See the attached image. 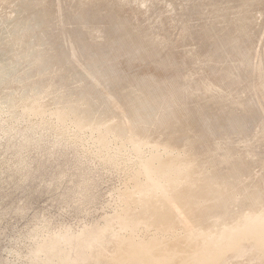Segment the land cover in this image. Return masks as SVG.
Here are the masks:
<instances>
[{
	"label": "bare ground",
	"instance_id": "6f19581e",
	"mask_svg": "<svg viewBox=\"0 0 264 264\" xmlns=\"http://www.w3.org/2000/svg\"><path fill=\"white\" fill-rule=\"evenodd\" d=\"M13 1L14 0H0V5H2L1 7H5L10 5ZM21 1H19L20 4ZM42 1L29 0L28 3L25 1L27 5L24 6L27 8H38L39 6H43L42 10H45L46 5ZM182 1L184 2V0ZM237 1L241 4V7L243 6L248 9L242 12V14L240 13L241 17L239 19L242 24L237 26L235 30L236 32L238 31V34L235 37L231 34L233 39L227 37L231 30L230 32L228 31L229 33L227 32V36L220 35L216 32L213 34L215 42H212L213 47L210 46V48H214L215 51L212 54V57L210 56L208 60L214 61V63L220 61L221 66L219 63L218 67L216 64L211 65L208 63L210 64L209 68L211 72L208 70L210 74L207 72L209 74V77H207L208 74L205 71L206 74L204 73V75H206V77L203 81H194V71L192 70L193 73L189 72V75L187 73L189 70H187L186 73L188 75L186 76L185 74L184 76L178 74L179 76L175 77H157L153 74H144L142 77L135 80L132 86H125L121 83V80L113 73L114 66L110 64V59L106 60L105 57L108 56L114 60V57L121 54L120 47L122 45H125L128 49L132 50V53L140 55L139 59L145 66L152 64L155 68H173L174 70L176 69L174 66H178V61L173 53V43H171L169 39L164 42V47L162 45L161 47L159 44H157V46L156 44L152 45L151 42L150 46L147 47L148 45H146V42L144 41L145 38L143 37V39L140 37L141 34L144 36L146 33L143 30L144 27L142 28L141 25L135 29L131 19L127 17L122 19L119 18V20L110 19L112 22L111 27L109 29L100 28L99 30L102 33L100 35H103H99V37H106L109 42V44L107 43L108 45H117L116 48L113 46V54L111 52L109 56L108 48L106 50V47L104 48L106 45L99 43L100 40H98L99 42L97 40L92 42H81L80 39L82 37L80 38L76 35V39L73 40L70 50L67 52L69 53V56L66 57L68 59H66V62L64 63L58 59L63 56H60L62 53L59 49L60 46H57L58 44L52 41L48 36V30L52 26L47 24L49 21L46 20L47 16L45 14L40 21L37 19L39 23L34 25V27L40 30V32L38 31L39 33L37 31L36 34L25 33L28 31V27L31 26L29 23L33 25L32 21H28L29 23L27 24L19 23L15 28L11 27V29L14 28V34L19 33L14 35L15 37H18V41L20 39L19 42H23L24 44L25 39L29 37L27 35H30L33 40L35 39V43L34 45H29L32 41H30L29 44L25 41L26 43L23 45L26 46L25 50L16 53H9V51H6L7 47H10V45L8 42L6 45L4 44L5 46L9 45L6 47L5 51H3V55L11 60V67L21 65V71L18 74L17 71L15 72L16 74L13 72L15 75H12L11 72L16 69L12 67L14 70H11L10 72L4 65H1L0 62V74L3 73V75H5L4 71L7 70V76L5 75L6 77H3L1 75L0 77V89L4 86V88L1 89V91L3 90L4 92H0V103L8 105L7 111L10 115L13 114V117L16 116V119L18 120L36 116L41 117L46 123L54 122L59 126L62 132L72 133L81 142L95 141L100 147L101 152L106 154L110 153L112 143L118 136L115 134L117 130L112 128V130L106 134H97L95 133V129L97 126L103 125L105 121H109V118H118V121L116 122L119 124H115L113 127H119L120 131L125 130V132L129 134L130 139V146L120 150V156L109 157L108 161L110 163L124 161L130 166L131 169L128 170V175L131 182L134 183V189L120 193L117 208L112 215L105 219L104 224H102L103 226L91 228L75 238V240L74 238H65L63 236H56L45 240L38 251V255L40 253L45 254V262L60 259L63 264H218L225 258L226 252L230 250H236L235 258L238 260L251 258L252 254L243 251L245 249L240 246L244 240H253L257 243L258 247L264 248V187H261L264 185V176L262 174H259V177L254 175L252 168L254 165H264V153L262 154V157L260 153L262 151L261 149L259 153L256 152L253 147L254 142H251L252 138L248 137L250 126L249 121L254 118L251 119L250 117L254 113H257L256 115L258 117L260 116V123H262V126L260 123L258 124L261 126L260 139L264 142V50L263 52L260 50L262 53L259 52L256 56L254 53L252 55V52L246 53L248 48L246 51V48L243 50V42L247 41V38H249L246 29L253 25L252 23L257 19L254 16V11H250L249 9L254 8L256 11L264 4V2L262 3V0ZM133 2L135 4V0ZM90 4L91 1H81L79 4V19H85V21L83 20L85 24L90 21L87 20L88 18L93 19L92 21H94L95 15L93 13L99 11V9H90L93 13H91L90 10L86 11L85 6H90ZM95 5L99 4L97 3ZM117 5L119 4L117 3ZM194 5L195 4H193V6ZM127 6H129V4ZM138 6L140 7V5ZM52 7L55 8L54 12L59 18L58 20H60L62 18L61 12L63 11L57 0L56 5H53ZM179 7L181 8L180 4ZM140 8H142V5ZM171 8L169 9L171 10ZM235 8L237 10V6ZM10 9L9 12L14 10L12 9L10 11ZM16 9L15 11L18 10ZM196 9H198V7ZM170 10L168 11L170 12ZM221 10L224 11L223 8ZM15 11H13V13ZM145 11L147 12L146 9ZM20 12L22 13L23 11ZM65 12H68L67 9ZM186 12H183L184 16H186ZM198 12H200V10ZM39 13L41 12L39 11ZM170 13L172 14V12ZM71 14L73 15V13ZM173 14L175 15V13ZM8 15H10V13ZM18 15L19 14L17 13V16ZM108 15L109 13L107 16ZM113 15L111 16L113 17ZM121 15L123 14L121 13ZM201 15L203 16V14ZM233 15L235 14L233 13ZM1 16L0 19L3 17ZM28 16L29 19H34L30 15ZM190 16H192V14ZM226 16H228V14ZM10 17L12 21V16ZM38 17L40 18L41 16ZM77 17L78 16H76V18ZM178 17L180 18V16ZM261 18L262 17H260V19ZM3 19L6 21L7 18L5 19L4 17ZM15 19L16 18L13 20ZM71 19L72 18H70V20ZM260 19L259 21H261ZM8 20L7 22H9ZM49 20L51 21V18ZM78 20L76 22L77 24H79ZM146 20L145 23H147ZM184 20L180 21L184 22ZM72 21H74V19H72L71 22ZM171 21H169V23ZM233 21H235V19ZM24 22H26V20ZM61 22H63V19ZM56 23L58 24V22ZM150 23L152 24V22ZM180 23L178 22L177 26L181 25ZM190 23L191 22L189 21L188 25ZM10 25L12 26V24ZM114 25H117L119 29L114 30ZM135 25H137V23ZM210 25L212 26V24ZM4 26L7 27L6 25ZM62 26L64 25L62 24ZM157 26H159V24ZM171 26H173V23ZM72 27H74V25ZM151 27V30L155 28ZM163 27L164 26H162V28ZM199 28H201V26ZM110 29H113V32H110ZM33 30L35 32L34 28ZM84 30L87 29L84 28ZM154 30H156V28ZM5 31L7 30L5 29ZM57 31L56 33H58ZM148 31L149 30H147V32ZM244 31L246 32L247 38L244 35ZM69 32L72 33V31ZM79 32L78 35L80 36L84 33L83 31ZM199 32H201V30ZM202 33L200 35L203 36L204 39L205 34ZM258 33L259 32H257V34ZM51 34L52 33H50V35ZM60 34H63V32ZM60 34H58V36ZM196 35L198 36L199 34ZM58 36H56L57 39ZM149 36L150 33H148L147 37ZM158 37L159 35L157 38ZM96 38L97 37H95V39ZM207 38H209L208 35ZM243 38L245 41L242 42ZM101 39V42L104 43L103 38ZM256 39L257 38H255V40ZM15 40L13 39L14 42ZM212 40L214 41V39ZM9 41L11 42V40ZM195 41H197V39ZM65 45L66 44L62 46ZM68 45L70 46L69 43ZM158 45L160 46L159 48ZM226 47H231L232 49L229 51H233L234 53L231 54L230 52L228 54L229 51ZM252 47L250 46V49ZM15 48L16 47L14 46V50ZM113 48L111 50H113ZM188 48H186L187 51H189ZM12 49L13 47L11 50ZM63 49H65V47ZM198 51L200 50L198 49ZM254 51H256V49ZM189 53H191V51ZM205 59L206 57L203 60ZM58 60H60L61 63H59ZM226 61H228V64H225ZM187 62L189 61L187 60ZM199 62L201 61L197 60V64H199ZM188 64H185V66L187 65V68L189 66ZM234 64H237V66L239 65V67H235ZM205 65H207V63ZM69 68L71 69L70 72L72 71V68L74 69V71H72L74 72L73 75L78 79L75 86L78 87L72 86L73 82L70 83L73 75H70V72L68 71ZM8 69L10 70V68ZM181 69H183V67ZM206 69L204 67V70ZM198 70L200 69L198 68ZM29 72H31L32 75L28 76ZM198 72L199 71L195 73L199 75ZM176 73L177 72H175V74ZM243 76L251 81V85L245 87L251 89L253 98L255 96L254 100L256 103L254 102L253 105H251V102L245 103L247 102V99L249 100V96H243L245 102H242V99L240 101V97H238L239 101L234 102L236 100H231V98H229L231 96L227 97L228 94L223 95V89H232L235 92L236 90L234 86H241L240 84L245 79ZM192 78H194V80ZM233 91H230L231 94ZM243 92L241 90V93ZM211 93H216L217 98L215 95L211 96ZM241 93L239 96H241ZM237 96L238 95H236V97ZM203 97L208 98H205L207 99L205 100V102L207 101L206 103L203 101L204 99L200 101ZM258 97H260V103L257 101ZM194 100L197 102L196 106L193 105L195 103H191ZM198 101L202 103L204 102V106L199 105ZM190 103L193 105L192 107L190 106ZM225 103H228L226 105H230V108L228 107V110H221V113L224 114V118L226 114L229 119L226 118L227 120L223 124L219 123L221 122L220 112L217 114L214 113L213 115H206L208 112H211L209 107H212V109L216 107V109L219 110L218 107H224ZM51 112H54L52 113L53 115L49 114ZM249 118L251 120H249ZM255 123L253 122L252 125ZM251 127L253 126H250V129ZM216 135H223L226 141L217 144L211 143L210 139L212 136ZM96 136L99 137L95 139L94 137ZM235 138H239V143L244 144L245 149L242 153H239L237 150L240 144L237 145L236 142L239 139ZM254 146H257V144ZM262 148L264 149V147ZM194 218H197V222L193 225L197 227L196 230L192 229L191 225V221ZM204 219H206L207 222L204 221ZM179 227L185 229L187 233L179 232ZM76 240H78L77 246H79L78 250H76L78 258L75 261H70L66 254L72 248H75L73 245ZM59 244L62 245V248L57 251L56 246Z\"/></svg>",
	"mask_w": 264,
	"mask_h": 264
},
{
	"label": "rangeland",
	"instance_id": "374dc122",
	"mask_svg": "<svg viewBox=\"0 0 264 264\" xmlns=\"http://www.w3.org/2000/svg\"><path fill=\"white\" fill-rule=\"evenodd\" d=\"M19 1H21V0H17V2H16V0H14L11 3L12 5L10 4V5H7L5 7L4 6L1 7L2 5H0V16L1 15L3 16L5 14L3 17L1 16L2 18L0 19V32L3 33V34L0 33V39L2 38L1 43H0V58H1L0 62H1V65H4L6 67V69L10 72H11V70L16 69L15 71L11 72L12 75H15L16 71H17V74L21 71V69H20L21 65L12 66L14 68L13 69L10 65V63H12L11 60L8 57H6L5 55H3L4 54L3 51H5L6 47L10 45V47H7L6 51H9V53H16L18 51L25 50L26 46H23L26 43L25 41H27L28 44L30 43V41H32L31 42L32 44L30 43L29 45H34V43H35L34 42L35 39L33 40L30 35H27L29 37L26 36L27 38L25 39L24 44H23V42L22 43L19 42L20 39L18 41V37L14 36V35H17L19 33L14 34L13 29L15 28V26H18L19 23L20 24H24V23L27 24V23H29L28 21H32L33 25L29 23V25H31V26L28 27V31L29 30L30 31L29 32L27 31L25 33L36 34V31L40 32V30L37 29L36 27H34V25L39 23L40 19L42 18V16H44V14L47 16L46 20L49 21V22H47V24L52 26V27L50 26L51 28L49 27L50 29L48 30V36H49V38L52 39V41H54L58 44L57 46H60L59 49L63 53V54L62 53L60 54V56L61 55H63V56L58 58L62 61V63L66 62V59H68V58H66L69 56L68 55L69 53H67V52H69L70 47H71V43L73 42V40L76 39L75 38L76 35L79 36L80 38L82 37L80 39L81 42L82 41L92 42L94 40L95 41L100 40V42L99 41L98 42L106 45V46L103 45L104 48L106 47L105 48L106 50L108 48L109 56H110L111 52L113 54L114 48H116L117 45L116 44L108 45L109 42L107 41L106 37H99V35L102 34L101 31H99L100 28H108L109 29L111 27L112 22L110 19L119 20V18L122 19V18L127 17V18L131 19V22L134 25L135 29H136V27H139L142 25V28L144 27L143 30L146 33L144 34V36L142 34H141V36L140 35L139 36L142 38L143 37L145 38L144 41L146 42V45H148L147 47L150 46V42L152 43V45L156 44V46H157V44H159L160 46L162 45L164 47L165 45H163V44L168 39L171 41V43H173V45H172L173 46V53L176 57V60L178 61V66H174L176 68L175 69L176 71L173 68L172 69L171 68L161 69V68H157V67L155 68V66L152 64L149 65L150 67L148 65L145 66L144 63H142L139 59L140 55H136V54L132 53V50L128 49L125 45H122L120 47L121 54L117 57H114V60H112V58H110L108 56L105 57L106 60L110 59L109 60L110 64H112V66H114V68H113L114 75L117 78H119L121 80V83H123L125 86H127V85L132 86L133 82H135V80L142 77L144 74H153L157 77H159V76L160 77H164V76L165 77H170V76L175 77V76H179V75L184 76V74L186 76L189 74V72L193 73V71H194L193 74H195L194 75L195 80H194V78H192V79L194 81H199V80L203 81L206 77V75H204L205 71H206V73L208 72V70L210 71V68H209L210 64L211 65L216 64L218 67V63H219V65L221 66L220 61H218V63L217 62L214 63V61L208 60L210 58V56L212 57V54L215 51L214 48H210V46L213 47L212 42H215V37L213 36V34L216 32V33H219L220 35H226L227 36V34L231 30L230 34H228L227 37H229V39H233L232 36L235 37L238 34L237 33L238 31L237 32L235 31L237 26H240V24H242L240 19H239L241 17L242 12L248 10L243 6L241 7V4H239V1H237V0H230V1H228V0H221V1L220 0H194V1L184 0V2L182 0H135V4L133 2L134 0H107V2H106V0H99V1L98 0H95V1L94 0H76V1L75 0H65V1L64 0L63 1L57 0L58 3L60 4V7L62 8V11H63V12H61L62 18L60 20H58L59 18L57 17V15L54 12L55 8L52 7L53 5H56V0H43V1L40 0L46 5L45 10H42L43 6H41V7L39 6L38 8L32 7L33 9L27 8L24 5H27L26 3H28L29 0H25V1H27L26 3L24 0H22L24 2L21 1V4ZM79 1L80 2L81 1H84V2L91 1L92 5L90 4V6H88V5L85 6L86 11H89L90 9H95V10L99 9V11L97 13H93L90 10V12L95 15V18H94V21H92L93 19L88 18L87 20H90L89 21L90 23L87 22V20H86V22H87L86 24H88V25L85 24V22H84L85 19H79L80 18V16H79L80 11H78L80 9V7H79L80 2ZM198 1H200V2H198ZM46 2H47V4H46ZM110 2H111V5H110ZM172 2H174V3H172ZM203 2H204V4H203ZM210 2H211V4H210ZM263 2H264V0H262V3ZM61 3H62V5H61ZM97 3L99 5H95ZM117 3L119 5H117ZM120 3H122V4H120ZM170 3H171V5H170ZM181 3H183V4H181ZM188 3H190V4H188ZM192 3L195 5L193 6ZM102 4H103V7L105 6L104 8L102 7ZM128 4H129V6H127ZM179 4H180L182 9L179 7ZM199 4H201V5H199ZM75 5H77V6H75ZM138 5H140V7L142 5L143 9L140 8ZM191 5L193 6V9H192ZM233 5H235V6H233ZM71 6H73V7H71ZM118 6H120V7H118ZM202 6H204V7H202ZM236 6H237V10L235 8ZM10 7H11V9H10ZM16 7L18 10L16 9ZM171 7H173V8H171ZM184 7L187 8L188 10L185 9ZM197 7L200 10V12H198L199 10L196 9ZM213 7H214V10H213ZM169 8H171V10L172 9L173 10L171 11ZM207 8H208V10H207ZM216 8H218V9H216ZM222 8L224 9V11L221 10ZM9 9H10V11L12 9H14V10L9 12ZM15 9L17 11H15ZM66 9L68 11L67 13L65 12ZM111 9H113V10H111ZM145 9L147 10V12L145 11ZM143 10H144V12H143ZM166 10L167 11L170 10V12H172V14L175 13L176 16L174 14L172 15L169 11L167 12ZM179 10H180V12H179ZM186 10H187V12H186ZM202 10H203V12H202ZM249 10L254 11V16L257 19H255L254 23H252L253 25L249 26L246 29V31L248 32L249 38L246 37V32L244 31V35L247 38V41H245V39L243 38L242 42L245 41V42H243L244 43L243 44V46H244L243 50L246 48L245 49V51H246L248 48L249 51L247 50L246 53L252 52L251 54L253 55V53H254L256 56V55H258L257 53H259L261 51L263 52V50H264V46H263L264 45V40H263V38H264V35H263L264 34V32H263L264 31V23H262V22H264V16H263L264 15V13H263L264 12V4L261 5L260 8H258L259 11L258 10L255 11L254 8H251ZM13 11H15V12L13 13ZM20 11H23L24 14H23V12L21 13ZM39 11L41 13H39ZM120 11H122V12H120ZM194 11H196V12H194ZM133 12H134V14H133ZM181 12H182V14H181ZM183 12H186L188 14L185 13L186 16H184ZM9 13H10V15H8ZM17 13L19 14L18 16H17ZM27 13H28V15H30L34 19H32V20H31V18L29 19V16L27 15ZM30 13H32V14H30ZM38 13H39V15H38ZM47 13H49V14H47ZM62 13H64L65 15ZM68 13H69V15H68ZM71 13H73V15ZM108 13L110 16L109 15L107 16ZM121 13L123 15H121ZM156 13H157V15H156ZM222 13L225 15H223ZM233 13L235 15H233ZM140 14H142V15H140ZM154 14H155V16H154ZM167 14H171V15H167ZM189 14L190 15L192 14V16H190ZM201 14H203V16ZM227 14H228V16H226ZM257 14H258V17H257ZM20 15H21V17H20ZM111 15H113V17L115 19ZM209 15H210V17H209ZM259 15H260V17H262L261 19H260ZM6 16H8V17H6ZM10 16H12L13 22L11 21ZM38 16H41V17L39 18ZM76 16H78V17L76 18ZM178 16H180L181 19ZM4 17H5V19L7 18L6 21H4V19H3ZM104 17H106V18H104ZM109 17H111V18H109ZM14 18H16V19L13 20ZM50 18H51V21L49 20ZM70 18L74 19V21L71 22L72 19L70 20ZM8 19H10V20H8ZM20 19H21V21H20ZM62 19H63V22H61ZM146 19H148V20H146ZM155 19L157 21L158 20H160V21L157 22ZM161 19H163V20H161ZM234 19L236 22L233 21ZM259 19L261 21H259ZM7 20L9 22H7ZM25 20H26V22H24ZM77 20L79 21L78 22L79 24L76 23ZM145 20L147 23H145ZM168 20L169 21L172 20V21L169 23ZM173 20H174V22H173ZM180 20L181 21L184 20V22H181ZM212 20H214V21L216 20V21L214 22ZM10 21H11V23H10ZM149 21L152 22V24ZM189 21L191 22L190 24L192 26L190 24H189L190 26L188 25ZM220 21L223 23H221ZM3 22H4V24H3ZM17 22H18V24H17ZM53 22H54V24L56 22H58V24L56 23L55 26L53 27V25H54ZM60 22L64 26H62V24ZM74 22H75V24H74ZM178 22L179 23L181 22L180 23L181 25H179L181 27L177 26ZM224 22H225V24H224ZM59 23L61 26L59 25ZM136 23L138 26L135 25ZM172 23H173V26H171ZM209 23L212 24V26ZM230 23H231V26H230ZM10 24H12V26ZM69 24H71V25H69ZM83 24H85L84 25L85 27L82 26ZM94 24H95V26H94ZM158 24H159V26H157ZM221 24H222V26L223 25L224 26L222 27ZM4 25H6L7 27H5ZM73 25H74V27H72ZM102 25H103V27H102ZM3 26L5 27V29L7 31H5ZM162 26H164V27L162 28ZM200 26L202 29L199 28ZM202 26L205 28H203ZM9 27H10V29H9ZM11 27H14V28L11 29ZM32 27L35 29V32H34ZM114 27H115L114 30L119 29L117 27V25H114ZM150 27L151 28L155 27L157 31L154 30L155 28L151 30ZM182 27H184V28H182ZM262 27H263V29H262ZM58 28H59V30H58ZM84 28H86L87 30H84ZM66 29H67V32H66ZM78 29H80V30H78ZM146 29L149 31L147 32ZM196 29L198 32L196 31ZM260 29H261V31H260ZM54 30H55V32H54ZM200 30H201V32H199ZM56 31L58 33H56ZM69 31H72V33ZM79 31H83L84 32L83 35L82 34H81V36L78 35L80 33ZM182 31L185 33H183ZM8 32H9V34H8ZM62 32H63V34H60ZM110 32H113V29H110ZM202 32L205 34L204 35L205 40L203 39V36L200 35ZM257 32H259V33L257 34ZM50 33H52V34L50 35ZM148 33H150V36H149L150 39H149V37H147ZM165 33H167V34H165ZM186 33H188V34H186ZM195 33L199 34V35L197 36ZM10 34H12V35H10ZM55 34H57V35H55ZM58 34H60V35L58 36ZM154 34H157V35H154ZM231 34H233V35L231 36ZM6 35L9 37V40H11L12 43L8 40V37ZM158 35H159V37L157 38ZM169 35H171V36H169ZM207 35L209 36V38H207ZM50 36H52L53 38ZM56 36H58V39ZM62 36L64 37V39ZM70 36H72V37H70ZM100 36H103V35H100ZM59 37H60V39H59ZM95 37H97V38L95 39ZM15 38H16V40H15ZM28 38H29V40H28ZM101 38H103L104 43L101 42V40H102ZM255 38H257V39L255 40ZM13 39L15 40V42H17V41L18 42L15 43L13 41ZM87 39H89V40H87ZM148 39H149V41H148ZM161 39H162V41H161ZM196 39H197V41H195ZM212 39H214V41ZM62 40L64 41V43ZM158 40H159V42H158ZM2 41H3V44H2ZM160 41H161V43H160ZM181 41H183V42H181ZM202 41H203V43H202ZM7 42L9 43V45L5 46L7 44ZM58 42L59 43L61 42L62 44L61 43L59 44ZM148 42H149V44H148ZM250 42H251V44H250ZM68 43L70 44V46L68 45ZM192 43H193V45L194 44L195 45L193 46ZM252 43H253V45H252ZM259 43H261V44H259ZM12 44H14V45H12ZM64 44H66V45L62 46ZM184 44H185V46H184ZM159 45H158V48L160 47ZM14 46L16 47L15 50H14ZM109 46H111V47H109ZM113 46H114V48H113ZM188 46H189V48H188ZM250 46L251 47L253 46V47L250 49ZM254 46H255V48H254ZM3 47H5V48H3ZM12 47H13V49H12L13 51L11 50ZM20 47L21 48L24 47V48L21 49ZM62 47L63 48L65 47V49H63ZM183 47H184V49L188 48L189 51H187V49L184 50ZM112 48H113V50H111ZM226 48H228V47H226ZM198 49L200 51H198ZM231 49L232 48L229 47L228 51ZM255 49H256V51H254ZM257 49H259V50H257ZM193 50H195V51L197 50V51L195 52ZM190 51H191V53H189ZM208 51H209V53H208ZM184 52H186L187 55ZM230 52H231V54L234 53L233 51H229L228 54ZM206 53H208V54H206ZM189 55H191L192 57ZM202 55H204V56H202ZM201 56H202V58H201ZM193 57L195 58V60ZM205 57H206L205 60L206 61L208 60L207 62L205 60H203ZM5 58H8V59H5ZM260 58H261V56H260ZM185 59H186V61H185ZM60 60H58L59 63H61ZM187 60L189 62H187ZM197 60L201 61V62H199V64H197ZM192 61H193V63H192ZM154 63H158V62H154ZM179 63H181V64H179ZM206 63H207V65H205ZM208 63H210V64H208ZM185 64L189 65L188 68H187V65L185 66ZM196 64H197V66L198 65L199 66L197 67ZM225 64H228V61H226ZM200 65H203V66H200ZM234 65L237 68L239 67V65L237 66V64H234ZM15 67H17V68H15ZM182 67H183V69H181ZM204 67H205V69L206 68L207 69L204 70ZM8 68H10V70ZM70 68H71V66H70ZM70 68L68 69L69 72L71 70ZM198 68L200 70H198ZM17 69H19V70H17ZM179 69L181 72L179 71ZM184 69H186V70H184ZM7 70L4 71L6 76H7V74H6ZM150 70H151V72H150ZM168 70H169V72H168ZM173 70H174V72H173ZM187 70H189V71H187ZM72 71H74L73 68H72ZM72 71L70 72V75L71 74L73 75L74 72H72ZM186 71L188 74L186 73ZM197 71H199L198 72L199 75L195 73ZM175 72H177V73L175 74ZM210 72H208V73L210 74ZM181 73H183V74H181ZM28 74H29L28 76L32 75L31 72H29ZM209 74L207 75V77H209ZM1 75L3 77H6L5 75H3V73L0 74V77H1ZM73 79L76 81H74ZM77 80L78 79L73 75V77L70 81V83L73 82L72 86H75V84L78 82ZM193 80H192V82H193ZM242 80H243V78H242ZM244 80L242 81L243 84L242 83L240 84L241 86H237V87L234 86V88L236 90L235 92L232 89L231 90L229 89L231 92L233 91V93H232L233 95L227 89H225V90L223 89L222 91L224 94L223 93L222 94L223 95L228 94L227 97L231 96V97H229V98H231V100H233V101L236 100L234 102L239 101L238 97H240V101L242 99L243 100L242 102H245L244 97L249 96V100L247 99V102H245V103L251 102L252 103L251 105H253V103L255 102V100H254L255 96L253 98L252 97L253 94L251 93V89L247 88L251 85V81H249L246 78ZM245 86H247V87H245ZM75 87H78V86H75ZM2 88H4V86H2L1 89ZM138 88H136V89H138ZM1 89H0V92L1 93L4 92L3 90L1 91ZM237 90H240V91H237ZM241 90H242V92L244 91L243 92L244 94L241 93ZM245 90H246V92H245ZM247 91H248V93H247ZM238 92L241 93V96H239L240 93H238ZM235 94L238 96L236 97ZM245 94H247V95H245ZM214 95L217 98L216 93H213L211 96H214ZM205 98H207V97H203L202 99H200V101H202L204 99L203 101L205 102V100L208 99V98L207 99H205ZM200 101H198V103L201 106L207 102L206 101L205 103L204 102L202 103ZM257 101L260 103V97H258ZM191 103L192 104L195 103L193 105L196 106L197 102H195V100H194ZM191 103H190V106L192 107L193 105ZM226 104H228V103H225L226 107L224 106V104H223L224 107H218L220 111L218 109H216V107L214 109H212V107H209L211 112H208L207 114L206 113L205 114L206 115H210V114L213 115L214 113L217 114L220 112L219 114L221 116V122L222 123L221 122H219V123L223 124L227 119H229L226 114H225V118H224V114L221 113V110H225V109L228 110V107L230 108V105L227 106ZM229 104H230V102H229ZM231 106H233V105H231ZM221 108H223V109H221ZM7 110H8V105L4 104V103H0V264H49V263L50 264H63V263H61L60 259H56V260L53 259L54 261H51L52 263L51 262H45V259H46V256H44L45 254L40 253L38 255V251L42 247L41 245H43V242L49 238H53L56 236H63L65 238H74V240H75V238L80 236L85 231H87L91 228L103 226L102 224H104L105 219H107V217L112 215L114 210L117 208L120 193L126 192V191H131L134 189V183L131 182L130 177L128 175V170L131 169L130 166L127 165V163L124 161H118L117 163H110L108 161L109 157L120 156L119 151L130 146L129 134L126 133L125 130L120 131L119 127H113V125L119 124L118 122H116V121H118V118H113V119L109 118V121H105L103 125L97 126L95 129V133H97V134H106L109 131H111L112 128L117 130V132L115 134H117L118 136L116 137V139L112 143V146L110 148V153L106 154V153L101 152L100 147L98 146V144L95 141L81 142L72 133L62 132L61 129L59 128V126L54 122H47L46 123L41 117H36V116L35 117L34 116L33 117H27V118L18 120V119H16V116L13 117V114H11L12 115L11 116ZM52 113H54V112H51L49 114L53 115ZM256 114L254 113L253 114L254 116L252 115L250 117L251 119L254 117L252 120L249 118V120H251V121H249L250 126H253V127H251V129H250V126H249L248 137L252 138L251 139L252 143L254 142L253 143L254 150L258 153L262 150L260 152L262 155L264 153V149L262 148V147H264V142L262 141V139H260V133H261L260 129H261L262 123H260L261 122L260 116L258 117ZM222 115H223V117H222ZM253 122L254 123L256 122V123L252 125ZM219 123H218V125H219ZM259 123L261 126L258 125ZM98 137L99 136H96L94 138L97 139ZM230 137H232V136H230ZM216 138H217V140H216ZM224 138L225 137L223 135L212 136V138L210 139V142L216 143V144L222 143V142L224 143L226 141V139H224ZM235 139H239V138H235ZM239 142H240V139L236 142L237 145L240 144ZM258 143H259V145H258ZM255 144H257V146H254ZM260 144H262V145H260ZM259 146H262V147H259ZM241 148H243V149H241ZM244 149H245L244 144H240L237 150L239 153H242ZM257 149H258V151H257ZM262 157H263V155H262ZM252 168H253L254 175L259 177L262 174L264 176V165H261V164L260 165H254ZM259 169H261V170H259ZM261 187H264V185ZM196 220H197V218H194L191 221L192 229H194V230L197 229V227L193 226L194 223L197 222ZM204 221L207 222L206 219H204ZM202 226H203V224H202ZM178 231L181 233H187L186 230L182 229L181 227L178 228ZM183 236H185V235H183ZM77 243H78V240L74 241L73 247H75V248H72L70 250L71 252L69 251L66 254L68 260H70V261L71 260L75 261L78 258L76 250H78L79 246H77ZM240 246L243 249H245L243 251H246L247 253H251L252 257L251 258H245L242 260H238L235 258V256H236L235 251L236 250H233V251L230 250V251L226 252L225 258L221 262H219L218 264L226 263L227 261L228 262L226 264H262V263H264V248L258 247V245L255 241L244 240V241H242ZM61 248H62V245H60V244L56 246L57 251ZM69 253H71V254H69Z\"/></svg>",
	"mask_w": 264,
	"mask_h": 264
}]
</instances>
